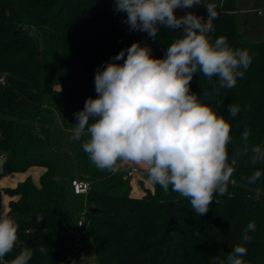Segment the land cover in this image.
<instances>
[{
  "label": "trees",
  "instance_id": "obj_1",
  "mask_svg": "<svg viewBox=\"0 0 264 264\" xmlns=\"http://www.w3.org/2000/svg\"><path fill=\"white\" fill-rule=\"evenodd\" d=\"M234 9L235 0H223L209 36L213 41L224 36L230 47L253 55L245 75L235 87L220 88L209 99L203 93L218 87L216 77L210 82L196 73L190 82V91L230 122L229 162L243 147L245 128L250 130L249 147L264 146V41L245 39ZM125 19V13L115 11L114 0H0V74L6 76L5 84H0V153L8 157L3 170L27 175L33 166L46 168L38 185L27 178L14 189L0 188V213L5 207L3 213L18 223V240L5 256L7 261L31 247L34 255L29 264H72V235L63 220L71 189L56 179L50 159L51 111L45 104L43 74L48 93L58 99L55 108L73 119L66 127L72 137L75 113L84 108L87 98L98 95L97 68L134 42L149 46L151 54L161 58L180 36L161 26L153 39L146 32L129 31ZM229 104L240 107L235 117L227 111ZM71 149L81 178L90 183L85 202L93 264H215L213 257L226 259L235 244L247 247L245 264H264V176L255 185L246 183L253 171H264V164L253 167L251 152L236 156L228 186L231 195H214L209 211L197 215L187 198L171 189L165 194L159 185L148 183L145 169L143 177L134 181L136 175L98 169L81 141L71 138ZM256 187L262 195L250 199ZM90 208L98 212L91 214ZM250 221H255L256 229L245 242L240 237ZM41 246L47 249L43 254Z\"/></svg>",
  "mask_w": 264,
  "mask_h": 264
},
{
  "label": "clouds",
  "instance_id": "obj_2",
  "mask_svg": "<svg viewBox=\"0 0 264 264\" xmlns=\"http://www.w3.org/2000/svg\"><path fill=\"white\" fill-rule=\"evenodd\" d=\"M200 5L206 9L207 19L192 11L176 15L178 8ZM221 8L223 0H114L115 11L126 14L129 31L146 32L155 39L163 26L180 36L161 58L153 56L149 46L134 42L97 68L94 84L98 95L86 99L84 108L75 113L77 123L72 128L71 138L82 142L83 151L98 169L115 173L119 161L135 163L146 170L148 183L159 185L165 194L171 189L187 198L197 215L209 211L214 195H231L228 186L237 155L251 152L253 167L264 164V146L249 147L247 128L242 133V149L229 162L230 122L190 91L196 73L210 82L217 78L218 87L203 93L206 99L220 88L232 89L252 63L253 55L247 49L230 47L224 36L210 38ZM121 60L122 64L117 63ZM227 111L235 117L240 107L229 104ZM262 176L264 171L257 169L246 183L255 185ZM251 191L255 195L249 198L259 200L261 189ZM255 229V221L248 222L240 239L249 241V233ZM17 240L16 219L0 213L2 264H29L34 255L31 247L4 260ZM39 251L43 254L47 249L41 246ZM247 251L244 244H235L226 259L217 255L213 260L215 264H245Z\"/></svg>",
  "mask_w": 264,
  "mask_h": 264
},
{
  "label": "rangeland",
  "instance_id": "obj_3",
  "mask_svg": "<svg viewBox=\"0 0 264 264\" xmlns=\"http://www.w3.org/2000/svg\"><path fill=\"white\" fill-rule=\"evenodd\" d=\"M258 4L255 11H250L247 16L250 18L251 25L247 30V40H253L255 42L264 41V17L257 15L256 10H264L263 0H257ZM36 35V33L34 32ZM40 43L42 46V40ZM47 76L43 74V90L45 104L51 111L48 126L52 133V147L50 152V159L55 167L56 179L63 183L65 186H69L70 182L74 178H81L78 170L77 159L72 155L71 149V134L66 127H69L72 123V117L65 118L61 111L55 108L58 104V99L55 93H48L46 87ZM7 156L0 159V188L1 189H14L25 179L31 178L35 185L40 183L41 176L45 173L46 168L44 166H33L30 168L27 175L24 174H6L3 170V165L7 161ZM143 177V172L138 176L132 178L137 179ZM135 181V180H134ZM133 182V181H131ZM85 196H76L71 190L68 196V207L63 212L64 224L69 232L75 230L74 224L78 215L86 210L87 205L85 202ZM73 245L79 243V248H72L70 258L73 264H93L94 252H93V239L90 235L86 237L77 238L72 235ZM83 258V259H82Z\"/></svg>",
  "mask_w": 264,
  "mask_h": 264
},
{
  "label": "built area",
  "instance_id": "obj_4",
  "mask_svg": "<svg viewBox=\"0 0 264 264\" xmlns=\"http://www.w3.org/2000/svg\"><path fill=\"white\" fill-rule=\"evenodd\" d=\"M264 13V10H259L258 14L262 15ZM6 82V76L0 74V84H5ZM4 157V154L0 153V159ZM139 168L136 166H131L128 164V162L119 161L117 171L115 173H122L127 177H133L139 173ZM70 189L75 195L80 196H86L87 193L90 190V183L85 180L84 178H74L70 183ZM90 225V220L88 218V208L82 213H80L76 219V226L75 230L73 232H69L71 235L77 237V238H83L88 234V229ZM75 248H79L80 244L75 243ZM4 260L7 261V259L4 257ZM2 264V262H0Z\"/></svg>",
  "mask_w": 264,
  "mask_h": 264
},
{
  "label": "crops",
  "instance_id": "obj_5",
  "mask_svg": "<svg viewBox=\"0 0 264 264\" xmlns=\"http://www.w3.org/2000/svg\"><path fill=\"white\" fill-rule=\"evenodd\" d=\"M216 2H219V0H216ZM257 4H258L257 0H235L234 17H235L238 29L240 31H244L245 32V34H246L245 35V39H246V36H247V30L249 29V27L251 25L250 18H248L247 14L250 11H255V9L257 7ZM262 4L264 5V0H263ZM220 10L221 9H218V12ZM186 11H192L198 16H202L205 19L207 18V12H206V9H205V7L203 5L196 6L194 8L187 9V10H185L183 8H178L176 10V15L177 16H183V15L186 14ZM256 11H257V15L258 16L264 17V14H262V15L258 14L259 10H256ZM247 41L255 42L253 40H247ZM128 164L131 165V166H136V167L139 168L140 172L136 176L141 174L142 171L144 170L143 167H141L139 165H136L135 163L128 162ZM76 196H80V195H76ZM5 210H6V208L2 206L1 213L5 212Z\"/></svg>",
  "mask_w": 264,
  "mask_h": 264
},
{
  "label": "water",
  "instance_id": "obj_6",
  "mask_svg": "<svg viewBox=\"0 0 264 264\" xmlns=\"http://www.w3.org/2000/svg\"><path fill=\"white\" fill-rule=\"evenodd\" d=\"M89 212H90L91 214H93V213L98 212V209H97V208H90V209H89Z\"/></svg>",
  "mask_w": 264,
  "mask_h": 264
}]
</instances>
